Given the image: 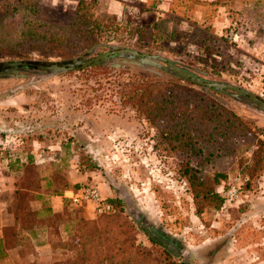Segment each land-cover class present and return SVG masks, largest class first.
<instances>
[{
	"label": "rangeland",
	"instance_id": "obj_1",
	"mask_svg": "<svg viewBox=\"0 0 264 264\" xmlns=\"http://www.w3.org/2000/svg\"><path fill=\"white\" fill-rule=\"evenodd\" d=\"M42 1L44 7L35 17L24 10L5 18L0 12V64L65 61L87 52L63 59L6 46L19 40L26 19L70 23L79 0ZM95 1L99 43L159 55L206 73L207 80L264 99V0ZM104 52L98 49L93 56ZM104 66V73L72 71L40 79L26 71L0 77V161L21 151L25 158L29 145L38 142L40 152L49 151L51 144L68 143L79 150L81 171L93 173L103 196L121 201L120 212L88 219L96 224L86 227L90 260L81 264H264V116L215 92L220 103L198 86L160 70L118 59ZM149 84L178 85L196 98L204 95L251 131V136L237 139L235 155L207 173L225 174L220 209L202 206L197 213L176 157L157 142V126L133 104L123 102L132 86ZM76 111H81V142L73 136L79 121L68 123L65 118ZM258 160L260 169L250 177L248 168ZM29 168L32 178L40 179L38 167ZM233 178L240 188L238 198L230 201L225 192ZM158 234L179 242L171 247V256ZM51 239L58 254L50 264H72L76 247L70 239L62 242L55 227Z\"/></svg>",
	"mask_w": 264,
	"mask_h": 264
},
{
	"label": "trees",
	"instance_id": "obj_2",
	"mask_svg": "<svg viewBox=\"0 0 264 264\" xmlns=\"http://www.w3.org/2000/svg\"><path fill=\"white\" fill-rule=\"evenodd\" d=\"M95 0H79L77 9L70 23H53L41 21L37 18L26 19L22 22L19 40L7 47L21 52H38L47 57L67 59L74 54L90 49L99 43L96 39L100 22L94 17ZM42 0H4L1 2V13L4 18L18 11L24 10L32 15H38L43 9ZM3 18V19H4ZM2 50V49H1ZM103 65L92 66L81 72L104 73L107 67ZM124 103L133 104L147 119L158 128L157 142L164 150L173 154L177 159L179 174L187 181L193 195L197 213H201L202 206H210L220 209L225 201L219 192L220 182L225 179L224 173L213 172L211 176L208 171L215 170L217 163L222 159L235 155L238 152L237 139L251 136L240 119L229 109L221 106L214 100L200 95L198 98L192 91L178 87V85L149 84L132 86L127 93ZM18 159V158H17ZM32 161L28 162L23 175L15 182L13 192L12 209L15 219L24 218L28 220L32 213L29 210L28 192L35 190L38 182L32 178L33 173L29 168ZM19 160L9 162L11 169L17 167ZM260 160L253 167L248 168L249 176L252 177L260 169ZM64 177L59 174L54 177L51 190L57 194L59 189L67 187ZM48 185V184H47ZM79 187V186H78ZM78 187H73L75 190ZM50 189V187H49ZM64 196V193H63ZM120 212L118 199L108 200ZM59 217L51 220V226H55ZM96 222L78 218V224L73 237L69 243L76 247V255L72 264H81V261H89L86 257V237L90 234L86 227H95ZM91 237L95 235V228L91 231ZM165 239L168 256H171V247L179 246V242L169 235L158 234ZM155 238V237H154ZM151 243H155L150 240ZM22 243L23 252H33V247L26 236L20 231H15L10 238L0 241V260L4 257V249L14 247V243ZM170 247V248H169ZM165 264H176L167 262ZM185 264V263H180Z\"/></svg>",
	"mask_w": 264,
	"mask_h": 264
},
{
	"label": "crops",
	"instance_id": "obj_3",
	"mask_svg": "<svg viewBox=\"0 0 264 264\" xmlns=\"http://www.w3.org/2000/svg\"><path fill=\"white\" fill-rule=\"evenodd\" d=\"M66 113V112H65ZM66 121H79L76 125L74 139H81V111L66 113ZM95 127V126H94ZM96 129V127L94 128ZM72 136V135H70ZM37 142V141H36ZM41 145H29L25 158L21 155L14 156L13 159L0 161V172L4 183V191L0 193V241L12 237L15 228L21 235L27 237L28 242L33 247V252H23L22 243H14V247L4 249V257L0 264H50L56 260L57 249L51 239V230L55 227L62 242H67L75 234L78 218L94 219V213L91 207L87 209L72 208L69 201L63 196V193L70 191L73 187H78L86 183H93V173L85 170L81 171V162L78 163L79 150L76 147H69L68 143L51 144L49 151H39ZM18 158V159H17ZM19 163L15 166L19 169H11L9 162ZM36 165L40 176V189L25 190L28 192L29 210L32 216L28 220L24 218L15 219L13 212V192L15 191V182L21 178L28 162ZM30 164V165H32ZM61 174L67 187L59 189L57 194L52 193L54 177ZM92 178V179H91ZM48 184V185H47ZM102 186V185H101ZM50 187V189H49ZM59 217L55 226H51V220ZM59 256V255H58Z\"/></svg>",
	"mask_w": 264,
	"mask_h": 264
},
{
	"label": "water",
	"instance_id": "obj_4",
	"mask_svg": "<svg viewBox=\"0 0 264 264\" xmlns=\"http://www.w3.org/2000/svg\"><path fill=\"white\" fill-rule=\"evenodd\" d=\"M98 49H103L105 52L93 56ZM114 59L134 62L150 70L163 71L198 86L203 92L209 94L220 103H223V101L217 97L215 92L226 95L238 105L247 107L264 116V99L254 93L229 83L207 80L205 79L207 77L206 73L176 64L159 55L148 54L137 49L120 47L108 43L96 44L88 49L85 54L65 61H40L38 63L24 60L10 61L1 63V69L6 72L30 71L40 79H45L92 66L103 65Z\"/></svg>",
	"mask_w": 264,
	"mask_h": 264
},
{
	"label": "built area",
	"instance_id": "obj_5",
	"mask_svg": "<svg viewBox=\"0 0 264 264\" xmlns=\"http://www.w3.org/2000/svg\"><path fill=\"white\" fill-rule=\"evenodd\" d=\"M240 184L237 178H233L225 192V197L230 201L238 198ZM3 189V181L0 177V193ZM64 197L69 201L72 208H92L95 217L110 216L117 212L116 208L103 196L99 187L94 183H86L75 190L66 191Z\"/></svg>",
	"mask_w": 264,
	"mask_h": 264
},
{
	"label": "flooded vegetation",
	"instance_id": "obj_6",
	"mask_svg": "<svg viewBox=\"0 0 264 264\" xmlns=\"http://www.w3.org/2000/svg\"><path fill=\"white\" fill-rule=\"evenodd\" d=\"M6 73L8 74V73H12V72L2 71L1 64H0V77H1V75H6Z\"/></svg>",
	"mask_w": 264,
	"mask_h": 264
}]
</instances>
